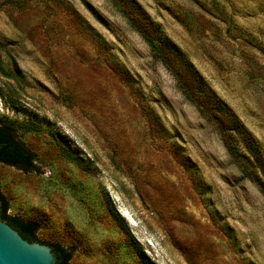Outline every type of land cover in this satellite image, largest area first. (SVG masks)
I'll return each mask as SVG.
<instances>
[{"label": "rangeland", "instance_id": "rangeland-1", "mask_svg": "<svg viewBox=\"0 0 264 264\" xmlns=\"http://www.w3.org/2000/svg\"><path fill=\"white\" fill-rule=\"evenodd\" d=\"M143 13L264 151V0H0V121L35 166L0 162L7 214L68 264H264V194Z\"/></svg>", "mask_w": 264, "mask_h": 264}, {"label": "trees", "instance_id": "trees-1", "mask_svg": "<svg viewBox=\"0 0 264 264\" xmlns=\"http://www.w3.org/2000/svg\"><path fill=\"white\" fill-rule=\"evenodd\" d=\"M142 16L145 20L144 28L138 26L132 19H129L130 24L147 42L152 56L173 74L185 97L213 121L227 152L241 161L242 174L254 181L264 194V151L257 139L228 104L214 93L186 54L162 32L159 25L144 13ZM13 123V120L0 121V162L21 170L31 171L35 168L33 154L16 138ZM66 153L74 162L80 161L71 152ZM0 217L16 229L24 239L42 242L36 236L39 224L32 220L7 214V205L1 194ZM47 244L57 257L56 264H68L70 254L62 245Z\"/></svg>", "mask_w": 264, "mask_h": 264}, {"label": "water", "instance_id": "water-1", "mask_svg": "<svg viewBox=\"0 0 264 264\" xmlns=\"http://www.w3.org/2000/svg\"><path fill=\"white\" fill-rule=\"evenodd\" d=\"M56 261L48 244L24 239L0 217V264H56Z\"/></svg>", "mask_w": 264, "mask_h": 264}]
</instances>
